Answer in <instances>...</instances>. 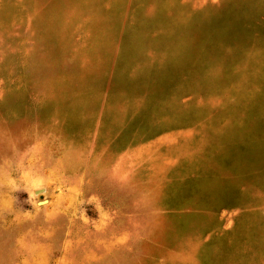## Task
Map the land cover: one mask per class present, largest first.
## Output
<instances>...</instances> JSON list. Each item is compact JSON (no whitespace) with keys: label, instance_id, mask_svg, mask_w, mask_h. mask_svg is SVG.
I'll use <instances>...</instances> for the list:
<instances>
[{"label":"rangeland","instance_id":"374dc122","mask_svg":"<svg viewBox=\"0 0 264 264\" xmlns=\"http://www.w3.org/2000/svg\"><path fill=\"white\" fill-rule=\"evenodd\" d=\"M0 264H264V0H0Z\"/></svg>","mask_w":264,"mask_h":264}]
</instances>
